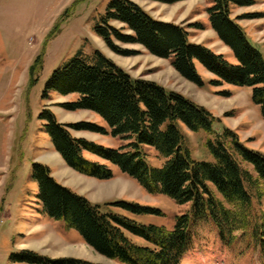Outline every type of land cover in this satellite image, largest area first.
<instances>
[{
  "label": "trees",
  "instance_id": "obj_1",
  "mask_svg": "<svg viewBox=\"0 0 264 264\" xmlns=\"http://www.w3.org/2000/svg\"><path fill=\"white\" fill-rule=\"evenodd\" d=\"M148 1L175 4L186 0ZM253 4V0H214L208 10L212 28L238 61L235 65L209 48L191 43L183 27L155 20L130 0H111L95 31L116 54L133 55L118 49L113 39L142 46L152 55L169 60L184 79L200 87L204 81L196 63L215 76L211 81L215 87L228 84L252 88V102L260 107L264 119V57L231 17L232 5ZM114 21L127 26L132 33H120L111 26ZM51 92L78 95L80 99L64 105L65 109L93 112L109 127L62 124L53 112L44 109L41 120L45 122V131L71 168L99 180L114 177L111 168L84 158L83 153L87 151L118 167L148 193L190 206L187 214L177 217L172 231L138 224L126 216L103 212V205L73 193L53 178L48 167L34 164L32 174L44 212L51 219L64 222L67 229L79 232L99 255L120 264H182L193 246L196 226L206 221L217 227L222 240L234 239L239 231L251 233L253 238L259 234L264 237V221L254 209V204L261 205L263 201L264 155L247 148L232 129L225 128L218 134L215 128L221 119L210 111L157 83L133 78L99 51L92 56L80 52L65 67L55 71L46 85L45 93ZM179 124L194 133L205 131L216 135L207 142L214 162L193 160ZM70 128L111 135L126 144L119 149L105 148L75 138ZM145 148L154 149L164 160L161 167L150 165ZM115 206L134 215L160 214L137 203L120 202ZM126 233L143 239L148 245L135 244ZM15 262L97 264L77 258L52 260L28 250L16 254Z\"/></svg>",
  "mask_w": 264,
  "mask_h": 264
},
{
  "label": "rangeland",
  "instance_id": "obj_2",
  "mask_svg": "<svg viewBox=\"0 0 264 264\" xmlns=\"http://www.w3.org/2000/svg\"><path fill=\"white\" fill-rule=\"evenodd\" d=\"M155 20L183 27L189 41L203 45L231 64H238L232 50L212 28L208 10L214 0H186L164 4L148 0H130ZM252 6H231V17L244 30L253 46L264 57V0ZM111 0H0V264L15 262L16 254L33 251L52 260L77 258L97 264L112 262L92 249L76 230L67 229L62 221L51 219L38 199L39 187L33 178V165L43 164L53 178L73 193L93 204L103 205V212L126 216L138 224L155 225L172 231L177 217L189 212L171 198L150 194L134 179L101 158L85 151L84 158L106 165L114 172L111 180H99L71 168L56 151L41 120L44 109L53 112L60 123L95 124L109 128L99 115L90 111L70 112L64 105L77 102L78 95L46 94V85L55 71L65 67L80 52L92 56L101 52L133 78L157 83L181 94L221 119L216 131H236L247 148L264 155V119L260 107L252 102V88L224 84L211 85L215 76L197 64L204 86L184 79L169 60L152 55L139 45L113 39L124 57L113 52L96 34ZM111 26L124 35L132 32L119 22ZM40 62L38 63V60ZM35 68V71L33 69ZM228 93L229 96L222 94ZM193 160L214 162L207 142L215 136L191 132L179 124ZM78 139L111 149L126 142L111 135L103 136L70 128ZM148 162L161 167L164 160L154 149L145 148ZM247 167L246 165H244ZM249 167V166H248ZM249 170L254 173L252 167ZM137 203L160 211V214L134 215L115 206ZM255 213L264 221V195ZM248 233V232H247ZM137 245L147 246L141 238L126 233ZM182 264H264V237L253 238L239 231L235 238L222 240L217 227L202 222L195 228L193 246Z\"/></svg>",
  "mask_w": 264,
  "mask_h": 264
},
{
  "label": "crops",
  "instance_id": "obj_3",
  "mask_svg": "<svg viewBox=\"0 0 264 264\" xmlns=\"http://www.w3.org/2000/svg\"><path fill=\"white\" fill-rule=\"evenodd\" d=\"M142 1V0H141Z\"/></svg>",
  "mask_w": 264,
  "mask_h": 264
}]
</instances>
